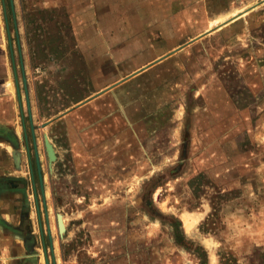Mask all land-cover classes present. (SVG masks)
I'll return each mask as SVG.
<instances>
[{
  "label": "rangeland",
  "instance_id": "obj_1",
  "mask_svg": "<svg viewBox=\"0 0 264 264\" xmlns=\"http://www.w3.org/2000/svg\"><path fill=\"white\" fill-rule=\"evenodd\" d=\"M13 8L0 0V63L13 79L37 239L20 254L36 264H264V0H184L190 31L172 51L142 66L119 53L98 69L47 29L48 16L23 30L18 0Z\"/></svg>",
  "mask_w": 264,
  "mask_h": 264
},
{
  "label": "crops",
  "instance_id": "obj_2",
  "mask_svg": "<svg viewBox=\"0 0 264 264\" xmlns=\"http://www.w3.org/2000/svg\"><path fill=\"white\" fill-rule=\"evenodd\" d=\"M18 28L39 29L48 16V30L63 31L72 50L84 54L93 68L103 67L104 57L116 65L115 54L127 53L141 66L172 51L189 35L183 16L184 0H18ZM54 18L53 21L51 20ZM51 18V19H50ZM19 29V30H20ZM21 33V32H20ZM0 16V52L6 48ZM19 47V46H18ZM20 49V48H19ZM129 57V58H130ZM131 59V60H132ZM13 79L5 58L0 63V262L8 260L9 247L24 250L35 237L34 208L30 209V186L24 180L21 137L17 125L14 93L7 90ZM24 211L31 230L23 227ZM3 220V224L1 226ZM7 223V224H6ZM20 226V229L17 230ZM28 227V226H27ZM33 229V230H32ZM34 235V236H33ZM13 240V241H11ZM14 242V243H13ZM37 243V239H36ZM35 243V244H36Z\"/></svg>",
  "mask_w": 264,
  "mask_h": 264
},
{
  "label": "flooded vegetation",
  "instance_id": "obj_3",
  "mask_svg": "<svg viewBox=\"0 0 264 264\" xmlns=\"http://www.w3.org/2000/svg\"><path fill=\"white\" fill-rule=\"evenodd\" d=\"M23 215H24L23 216V219H24L23 227L25 228V230L28 229V231H29V230H31V225H30V223L26 222V219H25V217L27 218L26 211H24ZM2 225H4L3 220H2L1 226ZM16 229L19 230L20 226ZM35 243H36V237H30L29 240L26 241L24 244V250L25 251L33 250L35 248ZM9 248L10 249H9L8 254H9V257H11V258H9L6 261H3L2 263L0 262V264H36L35 260L33 259V256H24V255L20 254L21 249L17 250L16 248H12V247H9Z\"/></svg>",
  "mask_w": 264,
  "mask_h": 264
},
{
  "label": "water",
  "instance_id": "obj_4",
  "mask_svg": "<svg viewBox=\"0 0 264 264\" xmlns=\"http://www.w3.org/2000/svg\"><path fill=\"white\" fill-rule=\"evenodd\" d=\"M10 5H11L12 14H13V17H14L15 13H14V8H13V0H10ZM15 28H16V24H15ZM19 51H20V49H19ZM22 74H23L22 80H23V85H24V89H25V98H26V103H27V111H28V115H29L30 128H31V131H32L33 148H34V151H35L37 176H38V180H39V184H40V188H41V192H42V197L44 199L45 193H44V188H43V177H42V173H41V166H40V162H39V156H38V153H37V146H36L35 135H34V126H33L32 118H31V110H30V106H29V96H28V93H27L26 79L24 77L23 69H22ZM48 153H49V155L51 157L53 156V150H52V148L50 146H48ZM61 225H62L61 224V219L59 218V229L61 231H63L64 228Z\"/></svg>",
  "mask_w": 264,
  "mask_h": 264
},
{
  "label": "trees",
  "instance_id": "obj_5",
  "mask_svg": "<svg viewBox=\"0 0 264 264\" xmlns=\"http://www.w3.org/2000/svg\"><path fill=\"white\" fill-rule=\"evenodd\" d=\"M175 240L177 244L183 245V236L181 235V232L179 230V227H175V234H174Z\"/></svg>",
  "mask_w": 264,
  "mask_h": 264
},
{
  "label": "bare ground",
  "instance_id": "obj_6",
  "mask_svg": "<svg viewBox=\"0 0 264 264\" xmlns=\"http://www.w3.org/2000/svg\"><path fill=\"white\" fill-rule=\"evenodd\" d=\"M8 90H10V84L9 83H8ZM61 224H62L61 226L64 228L65 227V223H64V220L62 218H61Z\"/></svg>",
  "mask_w": 264,
  "mask_h": 264
}]
</instances>
